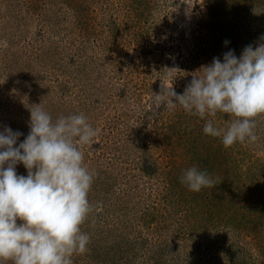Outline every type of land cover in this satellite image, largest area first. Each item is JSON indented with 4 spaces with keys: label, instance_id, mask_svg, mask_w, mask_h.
<instances>
[{
    "label": "rangeland",
    "instance_id": "1",
    "mask_svg": "<svg viewBox=\"0 0 264 264\" xmlns=\"http://www.w3.org/2000/svg\"><path fill=\"white\" fill-rule=\"evenodd\" d=\"M261 37L264 0H0V131L23 133L18 146L41 103L53 120L83 114L99 129L81 149L93 210L81 227L88 250L73 264H264V218L259 237L239 230L264 212V117L255 143L226 148L194 136L204 119L155 101L161 80L183 94L202 66ZM194 165L214 187L169 185ZM214 192L226 195V218L218 207L206 214Z\"/></svg>",
    "mask_w": 264,
    "mask_h": 264
},
{
    "label": "clouds",
    "instance_id": "2",
    "mask_svg": "<svg viewBox=\"0 0 264 264\" xmlns=\"http://www.w3.org/2000/svg\"><path fill=\"white\" fill-rule=\"evenodd\" d=\"M264 41V37H261ZM227 44L228 42L225 41ZM183 94L161 80L158 106L204 119L203 132L220 138L224 147L258 140L257 118L264 117V42L248 45L237 58L234 51L202 66ZM196 72V73H197ZM230 118L225 127L213 119ZM28 135L3 126L0 131V264H73L84 254L90 236L81 227L93 210L88 196L94 174L84 164L82 146L99 135L83 114L53 120L43 104L30 109ZM23 164L27 175H18ZM180 182L190 191L214 187L216 181L195 165Z\"/></svg>",
    "mask_w": 264,
    "mask_h": 264
},
{
    "label": "trees",
    "instance_id": "3",
    "mask_svg": "<svg viewBox=\"0 0 264 264\" xmlns=\"http://www.w3.org/2000/svg\"><path fill=\"white\" fill-rule=\"evenodd\" d=\"M82 13V12H81ZM80 16V18H81V21L82 22H88V17L87 16H84L83 14H81V15H79ZM83 31V30H82ZM200 125V127L198 126V128H200V129H195V131H193V133H194V136L195 137H201V136H203V135H205V133L203 132V128L204 127H201V123L199 124ZM175 144H176V142H175ZM172 145L171 146V144H169L168 146H169V149H174L175 148V146L176 145ZM200 161V163H202L201 162V159L199 160ZM203 163L205 164V161H203ZM144 167V173L145 174H149V172H151V171H149L148 169H146V163H145V165H143ZM156 169H153L152 168V172H154ZM180 174V175H179ZM178 175H179V177L176 179V181H173L174 180V178H173V174L172 175H170V177H169V185L172 187V188H177V187H181V188H183V187H187L186 185H184V184H182L181 182H180V178H181V176H182V174L181 173H178ZM259 188H260V190L261 191H263V189H262V186L261 185H259ZM223 190H225V189H223ZM263 194V193H262ZM225 198H226V195L224 194L222 197H219V195H218V193H216V192H214V195H212L211 196V198H209V199H202V201L201 202H203L204 203V205L206 206V209H207V212H206V214L208 215V216H210V218L212 217V215L214 214L213 213V207H218V209H219V217L222 219V216L224 217V218H226L227 217V215H225V214H223V211H222V209H220V207L218 206V204H219V201H220V204H222V202L223 201H225ZM201 199V197H199V200ZM236 199H237V196H236ZM242 200V199H241ZM254 201H255V204L256 205H259V203H256L257 201H259L260 200V197L259 198H257V199H253ZM264 200V199H263ZM212 205V207L210 208V207H208V206H211ZM211 212H212V214H211ZM224 212H225V210H224ZM262 212V211H261ZM253 217H255V219L254 220H250V223L251 222H253V223H255V225H254V227L252 226V227H250V223L247 225V226H241L240 227V229L239 230H243L244 229V231L245 232H247L248 230H250L251 231V234L250 235H253V236H255V237H259V231H261V229H260V226H259V224H263L262 222L260 223V219H258V218H264V212H262L261 213V215H259V211H255V213H254V216ZM241 259V256L240 255H238V257H237V260H240Z\"/></svg>",
    "mask_w": 264,
    "mask_h": 264
}]
</instances>
